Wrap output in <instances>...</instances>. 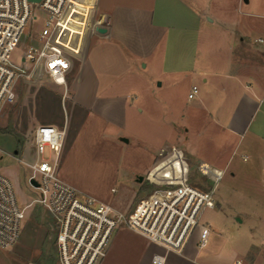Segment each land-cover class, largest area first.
<instances>
[{
	"label": "crops",
	"instance_id": "crops-1",
	"mask_svg": "<svg viewBox=\"0 0 264 264\" xmlns=\"http://www.w3.org/2000/svg\"><path fill=\"white\" fill-rule=\"evenodd\" d=\"M254 1L252 9V0H99L107 33H90L70 82L72 103L85 112L78 130L89 121L111 139H134L148 172L163 148H177L190 163L224 170L228 182L264 181V0ZM54 125L64 144L67 127ZM260 210L262 219L264 200ZM118 237L99 264H151L157 252L167 264H264V236L248 238L231 263L223 244L200 252L192 241L177 253L136 233Z\"/></svg>",
	"mask_w": 264,
	"mask_h": 264
},
{
	"label": "built area",
	"instance_id": "built-area-1",
	"mask_svg": "<svg viewBox=\"0 0 264 264\" xmlns=\"http://www.w3.org/2000/svg\"><path fill=\"white\" fill-rule=\"evenodd\" d=\"M99 26H103L99 0H0V110L17 100L22 80L45 75L68 86L90 33L101 34ZM196 90L193 86L191 98ZM64 133L54 124H38L33 134L34 159L17 157L30 169L29 185L38 192L30 202L21 204L0 165L1 248L19 241L27 209L34 203L54 219L60 264H99L119 229L177 253H184L192 241L199 249L207 246L211 227L202 215L219 203L218 184L224 170L202 160L194 164L193 172L177 148H163L143 179L150 190L121 211L58 177ZM151 264H167L165 254L154 253ZM235 264L243 261L237 259Z\"/></svg>",
	"mask_w": 264,
	"mask_h": 264
},
{
	"label": "rangeland",
	"instance_id": "rangeland-1",
	"mask_svg": "<svg viewBox=\"0 0 264 264\" xmlns=\"http://www.w3.org/2000/svg\"><path fill=\"white\" fill-rule=\"evenodd\" d=\"M257 3L252 0L250 8L254 9ZM101 7L100 4V10ZM76 65L74 63L68 86L58 85L45 75L19 82L17 100L0 110V149L3 152L0 165L11 178L21 204L38 197V192L29 185L30 169L17 157L34 159L33 134L39 123H59L62 128L66 126L67 131L58 162V177L84 194L126 210L151 188L146 181H139V176H145L151 167L149 156L137 148L134 139L129 144L121 143L117 136L111 139L96 123L88 121L78 130L85 112L74 106L71 98L70 82ZM125 132L130 135L132 129ZM70 145L73 146L69 148ZM191 165L194 172V164ZM8 169L14 170L16 175L9 174ZM256 171L254 174L260 176L259 170ZM228 180V175L223 177L217 191L218 197L224 196L227 202L203 212L202 221L208 222L217 234L211 233L208 245L200 252L217 251L223 244L227 262L231 263L235 255L242 254L248 238L255 236L258 243L262 241L264 217L261 219L260 202L264 200V181L261 178ZM226 183H233L235 191H226L223 187ZM130 232L116 230L111 240L117 234L118 238L131 239L134 232ZM56 234L52 215L34 203L27 209L19 241L10 248L0 247V264H60Z\"/></svg>",
	"mask_w": 264,
	"mask_h": 264
},
{
	"label": "water",
	"instance_id": "water-1",
	"mask_svg": "<svg viewBox=\"0 0 264 264\" xmlns=\"http://www.w3.org/2000/svg\"><path fill=\"white\" fill-rule=\"evenodd\" d=\"M33 1H39V0H33ZM97 31L99 33H101V34H104V33L107 32V27H105V26H99V27H97ZM143 179H144V176H139V181H143ZM32 183L35 184V185H37V182L35 180H32Z\"/></svg>",
	"mask_w": 264,
	"mask_h": 264
}]
</instances>
